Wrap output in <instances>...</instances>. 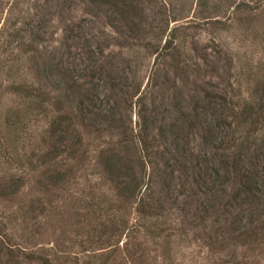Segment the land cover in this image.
I'll use <instances>...</instances> for the list:
<instances>
[{"label":"rangeland","instance_id":"obj_1","mask_svg":"<svg viewBox=\"0 0 264 264\" xmlns=\"http://www.w3.org/2000/svg\"><path fill=\"white\" fill-rule=\"evenodd\" d=\"M112 1L0 0V264H264V187L255 191L258 201L253 203L260 228L248 234L236 205L243 195L230 200L234 184L217 186L225 195L208 202V194L180 187L175 177L168 197L153 172L146 193L152 196L149 202L156 204L158 198L161 205L139 213V195L127 196L124 179L105 168L106 158L116 156L127 175L133 170L135 177L142 175L135 145L122 142V132L135 130L137 120L134 113L128 118L130 98L125 101L122 77L128 74V81L135 77L144 84L151 66H159L153 92L166 101L164 118L176 114L174 82L183 90L187 109L192 81L200 82L212 96L222 97L218 101L225 99L229 133L242 137L249 131L252 144L242 151L257 152L256 164L264 167V0H119L140 5L142 18L152 20L157 11L168 18V28L178 34L180 63L166 55L155 60L143 46L147 34L132 41L114 30ZM28 27L31 32L18 35ZM86 46L101 49V70L65 79L63 68L82 64ZM171 66L190 68L186 76L180 73L181 79ZM110 73L118 79L116 88L108 81ZM24 83L67 102L66 120L56 134L50 128L59 114L55 99L31 103L15 92ZM77 90L93 93L97 108L103 109L81 118L74 101ZM247 105L256 112L253 123L240 120L239 125L237 109ZM108 110L115 112L113 119ZM217 129L224 130L223 123ZM59 134L67 138L64 144L55 143ZM201 139L199 130L192 129L185 145L200 152L203 164L209 160L211 168L203 172L214 174L212 167L219 163ZM192 172L187 173L189 186H194ZM220 177L219 183L225 181Z\"/></svg>","mask_w":264,"mask_h":264},{"label":"trees","instance_id":"obj_2","mask_svg":"<svg viewBox=\"0 0 264 264\" xmlns=\"http://www.w3.org/2000/svg\"><path fill=\"white\" fill-rule=\"evenodd\" d=\"M89 1L96 3L99 0ZM102 4H104V1H102ZM111 9L113 13L118 16H116L117 19L114 22H110L114 30L117 29V31L124 34L126 38L129 37L132 41L138 37L140 39L141 34H147L150 39L144 42L143 46L144 48H148L147 51L154 55L155 60L158 61L163 55H166L170 56L172 60H176V62L180 63L178 60L181 58L180 49L175 45V40H177L178 34L175 33V28H168L170 21L167 17L164 20L162 15L157 11L156 14L158 17L154 14L155 16H152V20L142 18L140 14L142 8L140 5L119 0L112 1ZM173 20L176 19L173 18ZM31 30L32 29L28 27L18 30L17 33L19 35L20 33L31 32ZM88 47L89 46H86L88 50L85 49L79 57L82 59V64H73L70 67L66 66L63 68L61 75L63 74L62 76L65 79L72 76L73 73L77 76H93L97 71L99 72L101 70L102 65L101 63H98L101 49L96 47V50H94ZM51 67L54 69V66ZM171 67H173L172 70L174 75L179 74L181 79H184V77L180 73L186 76L190 68V66ZM158 68L159 66H151L144 84L141 80H135V77L132 81H128V74L122 77L124 78L122 81V83L124 82L123 87L126 89L125 93L127 95L125 101L128 100L127 97L130 98L129 102L126 104L128 107L126 108V111L129 112L128 118L130 120L132 119L133 114L131 113H134L137 117L135 130L129 128L128 131L122 132V142L128 141L135 145L139 161L138 168L141 171L143 170L142 175L135 177L134 170L132 172L130 171L127 175L125 168H123V164L119 162L116 156H108L106 158L105 168L116 177L118 176L124 179L123 183L126 186H124L123 189H125L124 192H126L127 196L133 194L136 196L139 195L137 203L139 213H147L149 210L154 211L155 209L158 210L157 206L161 205L162 201L160 202L158 198L155 199L156 204L149 202V199L152 198V196H148L146 193V187L150 180V173L153 172L161 178L164 186L162 191H166V194L173 191L171 184L176 177L179 178L178 183L180 187L188 185L189 191L191 192L200 189L201 192L208 194V202L218 201L225 195L222 189H218L221 184H234V191L230 200L236 201V196L238 194L243 195L240 200L241 202L236 203V205H240H237V209L241 213L240 218L244 223L243 228L247 227V229L244 230L245 233H255V229L260 227L259 223L256 225V210L253 207V203L258 201V197L255 196V191L264 187V167H259L258 163L256 164L258 160L257 152L251 156L248 150L246 152L242 151L243 147L245 149L247 143L248 147L252 144L249 137V131H246L247 134L242 137L234 136V133L230 134L229 129L232 123L231 121L227 122L223 116V113L228 109V106H224L223 104L225 99H222V102L221 99L218 101L217 98H222L219 94L216 93L212 96V92H208L203 84L195 81H192L193 94L191 95L190 109L186 108V104H182V101H185L183 90L177 86L176 82H174L172 85V108L176 111V114L172 120L164 118L163 115L166 110H163V108L165 107L166 101L165 99H162L161 101L158 100L153 92L156 88V69ZM130 71L133 72L132 69H130ZM195 73V75H198V69H195ZM107 78L111 87L116 88L118 79H116L115 75L110 73L107 75ZM15 92L23 93V95L29 97L31 103H36L38 106L50 103L51 98L55 99L52 103L56 104V110L59 114L56 116V119L51 121V134H56L57 131L60 130V125L66 120V118L62 117V113H64V110H66V107L68 106L67 102V106H65V103L59 97L48 96L41 87L33 86L31 84L24 83L16 85ZM67 100L70 101L69 98ZM94 100L93 93L91 95L88 92H80L77 90V96L74 101L76 102L75 106L79 109V116L82 114L81 118L85 119L89 114H96L98 113V109L99 111L103 109V107L97 108ZM109 101L110 100L107 99V104ZM103 102H106V100H103ZM226 103L228 105V102ZM113 106L115 107V105ZM110 109L111 108H109V110ZM223 109H225V111ZM237 111V117L235 118H238L239 125L241 122H244L245 124L248 122H250V124L253 123V115L256 112H254L252 105L244 106L237 109ZM109 112L108 115L113 119L115 112L112 110ZM192 116L193 118L191 120ZM209 116H212L211 118L213 121L210 120V122H207L206 117ZM216 119L217 125H215L214 122ZM197 121L199 124H197ZM203 122H207V125ZM222 123L225 129L218 131L217 127L222 125ZM198 125L199 128H195ZM64 127L65 128L62 131L66 132L70 126L67 124ZM192 129L199 130V135L202 138L201 145L206 149L209 148V150L212 151L213 157H215L214 160H217L219 163L217 167H212L214 174L210 171L207 172L208 174H205L203 171L211 168V166L207 167V161L209 160H205V163L203 164L201 162L202 160L200 158L198 159V156L200 157V152L194 154V152L185 145L188 142V133ZM66 139L67 138L62 134H59L55 143L64 144ZM184 139L185 143L183 144L181 141L183 142ZM260 139V144L264 149V135L260 137ZM55 143L52 144V147H54L53 149H56L58 146L55 145ZM151 149L154 150L153 156L150 153ZM62 150L64 151V149ZM249 156L252 159L255 158V160H251ZM191 159L196 160L192 162ZM188 170L193 171V174H191V182L194 186H189V183L186 180ZM219 176H221L220 178L225 179V181L221 180L219 183V180L217 179ZM144 181H147L146 184H144ZM143 185L144 190H142ZM178 192L179 194H182V191ZM170 193L168 194V197H170ZM241 203H243V205H241ZM211 205L212 203L209 207ZM0 251L2 250L0 249Z\"/></svg>","mask_w":264,"mask_h":264}]
</instances>
